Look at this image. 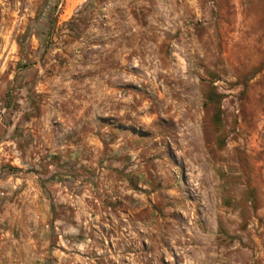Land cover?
<instances>
[{"label":"rangeland","instance_id":"1","mask_svg":"<svg viewBox=\"0 0 264 264\" xmlns=\"http://www.w3.org/2000/svg\"><path fill=\"white\" fill-rule=\"evenodd\" d=\"M0 264H264V0H0Z\"/></svg>","mask_w":264,"mask_h":264}]
</instances>
